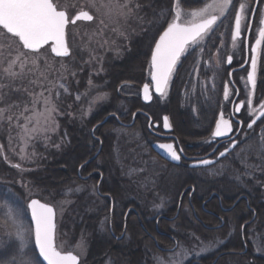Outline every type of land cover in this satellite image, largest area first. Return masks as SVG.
I'll use <instances>...</instances> for the list:
<instances>
[{
	"label": "rangeland",
	"instance_id": "1",
	"mask_svg": "<svg viewBox=\"0 0 264 264\" xmlns=\"http://www.w3.org/2000/svg\"><path fill=\"white\" fill-rule=\"evenodd\" d=\"M126 2L129 4L131 11L128 12L127 15H121L116 11L109 12L107 9L100 7L101 4L107 3V0H96L97 7L100 8L99 11L90 5L89 0H59V4L68 5L66 10L70 18L74 17L80 9L89 11L94 17L91 22L78 21L75 25L70 23L71 26H76L77 23L80 22L88 24L94 23L92 27L84 25H78L76 26L77 28L72 27L70 34V36L72 35V40L70 39V43L68 41V46L70 54L72 53L73 56L71 55L72 57L70 56L67 61L58 60V58L52 55L50 46H47L40 50L38 68L29 62L25 65L24 69H21L20 61H17L13 71L17 73L22 72L23 74L21 76L13 79L11 83L8 78L0 77V83L6 85L4 88L0 89V109L6 110L5 117L8 115L12 116L11 121H8L6 118L0 121V137H3L5 143V150L1 144L0 150L3 149L5 151V159L9 163L13 166L17 164L20 165L19 169H16V171L20 175L22 174L25 176L27 180V182L17 180L12 183L0 179V204L7 203L9 207L18 210L20 219L26 224L31 223L27 208L28 202L31 199L38 198L53 205L56 210V246L58 250H61L63 253L73 252L77 254L81 258V264L89 263L87 259H89L91 242L96 241L95 235L92 236V239L89 238L91 241L89 239H84L83 233L85 231V226L89 225L88 228H90L88 232H90V236L97 226L99 234L102 233V235L107 238L106 235L108 231L106 228L109 221L108 213H103L105 210L102 206V198L100 199L98 197L99 195H103L100 184L97 190L96 184L92 185L93 188H88L77 176V164H80L81 160L88 156L89 160L87 163H93V161L97 160L96 158L98 156L101 158L105 154L106 149L102 141L95 140V137L98 135V127L96 125L88 127L84 123L90 120L92 116H95L103 106L108 105L112 101L105 87L101 84L94 83L93 77H98L99 74L96 71H90L89 75L85 78L87 80L86 89L80 90V88H84V86L81 87V78L76 72L77 68H75V64L81 63V68L84 69H88L89 66L92 68L93 64H97L100 68L104 58L113 52L110 39L114 36H123L124 30L128 31V29H131L130 26L134 21L133 16L139 10V7H137L133 0H120L122 4ZM179 2L181 5L182 22L187 23L192 20L190 15L191 12L199 11L206 7L207 4H211L213 0H206L204 3L202 1L201 7L194 8H185L182 5V0H179ZM232 2L233 5L237 6L238 10V2L236 0H232ZM239 3L247 4L244 16L245 21L249 20L252 11L255 9L256 0L254 2L239 0ZM262 4H264V0H261V5ZM125 11H127V9ZM70 12L74 13L70 14ZM262 15L263 10L260 11L257 17L258 22L255 26V32L258 30ZM227 16H232V20L235 16V12L231 7L220 20L223 22ZM163 18V20L166 19V17ZM134 23L137 22L134 21ZM69 27L70 25L68 26L67 32ZM67 36L69 39V32ZM0 37H2V33H0ZM206 42L207 37L205 36L198 44L190 45L183 56L186 58L189 55H195L193 80L187 86L185 98L183 100L185 102L184 110L192 112L193 115L196 114L197 116L201 113V102L200 100L191 98H193L192 96L194 95L196 96L199 92H204L205 88H209V92L210 90L215 91L214 87L215 85L217 86V84H213L209 81L211 78L210 74L215 73V78H217L218 73L223 75L226 74L227 55H232L234 57L233 67L239 66L244 60V55L242 54V41L236 42L235 47H230L229 42L226 43L219 53L215 54V56H211L209 59L202 57L204 53L202 48L205 47ZM0 45H3L2 50H0V73L3 72L4 68L8 67V61L16 60L18 50L26 53L29 60H31L33 56L29 50L22 49L21 45L15 39L6 40L0 38ZM262 50L264 57V44ZM30 69L31 71H29ZM150 70L151 69H149V75ZM205 73H208V75L206 78L207 82L204 83L203 76ZM227 77V79L223 77V80L219 79L218 81L221 82V90H223L221 98H224V89L227 84L231 82L230 76L228 75ZM147 79H149V76ZM67 82H69L70 85L72 84L74 89L69 87ZM127 88L126 86L125 89L122 90V93L126 96L124 97L126 100L124 99L119 102L118 110H116L119 113L111 112L109 115L117 114L123 121L130 122L131 119L128 118H131L133 112L131 114L129 113V102L127 100L137 94L135 91L129 93ZM41 92H43V98L40 96ZM167 94L168 91L160 97V99L155 100L154 104L156 106L153 107L151 115H153V113L156 114L157 112L165 111L164 109L169 104L167 101ZM230 95L231 93L229 91L228 98ZM64 96H67V99L63 101ZM44 98L50 99L51 104L49 108L52 106L55 108V111L51 112L50 117L45 113ZM33 100L36 101L35 105L33 104ZM67 100L79 106L74 115V119L77 126H84V129L88 131V133L85 136L86 141L80 140L78 137H75L72 141L73 151H75L77 155L73 154L70 157V170L73 171L72 176L76 181L69 177V181H64V185L67 184L68 186L56 192L49 188L44 189L36 187L28 180L30 178L26 177V175L34 171L36 172L34 164H36V161L39 159L38 150L43 148L46 149L50 146L54 138L60 137L61 129L59 118H61L62 108L67 105ZM209 100H211V98ZM25 108H27L28 111H24ZM191 108L192 110L195 108V110L192 111ZM186 111H184V114L188 115ZM21 113H23V115H21ZM25 117H31L32 119L28 121ZM181 119L185 120L182 117ZM117 121L120 123L122 122L118 118ZM185 121L189 122V126L192 121V126L194 124V120ZM112 122L113 124L111 125ZM112 122H108L110 123L108 128H103L110 134L112 149L116 148V152L111 154L113 157L111 162L113 166L118 168L120 176L125 173V177L131 176L134 180L144 182V185L152 187L159 186L160 181L157 179L159 170H157L154 165V159H148L149 153L148 150L145 149L147 146L143 142L144 140L146 141V137L149 139L150 135L144 130L141 131V128L138 126L139 124L136 125V128H129L132 121L129 125L123 122L121 123L124 126H129L126 128L123 127V125L120 126L116 124L114 119ZM185 123L187 124V122ZM140 124L142 125V123ZM103 128H100L99 131V136L101 138H104ZM34 129L35 131H33ZM85 143L88 144L85 145ZM108 143L109 141H107V144ZM262 146H264V136L257 139H250L249 144L246 143L243 148L238 150L232 159L233 162H235V171H238L237 173L239 174V176L236 175L233 177L238 184L237 186L239 188H244L241 180L254 184L249 189L257 195L260 193V189L264 190V147ZM59 147L60 146L55 147V150H58ZM131 149L140 157V162L130 163L128 154L132 153ZM61 167L66 168V166ZM62 175L70 176L69 173ZM108 176L109 178L119 177L117 171L109 172ZM244 181L243 183L246 185ZM77 183L80 184L77 185ZM157 188L159 189V187ZM146 189H149V187ZM145 194L150 197L152 192L147 191ZM83 207V212L80 213L79 209ZM4 212L5 209L0 208V246L3 248L6 243H9L8 245L19 243L14 236L10 237L8 235L11 229H6L4 227ZM77 216L79 220L73 219V217L77 218ZM76 228L77 233H79L77 239L74 238ZM238 230V225L231 226L224 232L222 231V235H226L227 238L232 232L238 234ZM248 241L249 252L252 250L253 254H264V224L261 230H259L258 226L256 228L255 223L248 227ZM223 243L224 241L218 239V237L214 240H199L198 238H193L191 241L190 238L184 239L179 243L177 248L176 246L174 247V251L168 253L155 250L151 253L146 252L147 254L146 257H144L143 264H160L161 261H163V264H189L193 260H200L202 258L208 259L206 257L211 254L219 253L222 250L224 251L225 246ZM245 252H247V250ZM218 262L222 264H225V262L226 264H240L238 258L233 260V258L229 259L226 256L221 257ZM218 262L215 261L216 264ZM92 264H116V262L108 257L103 262ZM123 264L128 263L125 262Z\"/></svg>",
	"mask_w": 264,
	"mask_h": 264
},
{
	"label": "flooded vegetation",
	"instance_id": "2",
	"mask_svg": "<svg viewBox=\"0 0 264 264\" xmlns=\"http://www.w3.org/2000/svg\"><path fill=\"white\" fill-rule=\"evenodd\" d=\"M261 10H263L264 15V4L261 5V0H258L255 15H253V10L250 19L247 21L244 19L241 36L236 41L232 40L235 30L233 18L229 44L230 47H234L233 45L236 42L242 41L244 60L239 66L233 67L234 57L227 55L232 57L231 64L227 63L226 57L228 75L232 70L238 69L233 73V83L229 82L224 89V91H230L231 95L227 99L200 100L201 113L198 116L196 114L181 116L185 120H194L193 126V121L189 126V122L182 120L181 117H179L178 122H175L171 114H162L160 120H154L151 115L152 109L156 106L154 104L155 100L160 99V97H155L152 103L145 104L140 97V93V104H137L139 107L133 111L131 118H128L131 119V122L134 115H137L133 125L130 127L124 126L121 124L122 122L127 125L130 122L123 121L117 114H112L104 118L110 116L106 123L98 126V137L96 136L95 140L102 141L103 144L104 138L109 141L105 146V154L101 158L98 156L93 163H87L88 156L81 160L80 164H77V176L88 187L93 188L92 185L96 184V190L100 184L103 195L97 196L100 199L102 198V206L105 210L103 213H108L109 217L108 234L106 235L109 243L106 246L107 248L112 250H144L150 253L155 250L168 253L174 251V247L177 248L184 239L190 238L191 241L193 238L214 240L218 237V239L224 241V251L211 254L206 257L208 259L193 260L189 264L195 262V264H214L215 261L218 262L221 257L229 253L241 256L248 254V227L258 217V212L252 207L251 203L257 201L258 195L249 189L254 184L241 180L244 188L237 186L238 184L233 177L239 176V174L238 171H235V162L232 159L238 150L243 148L246 143L249 144L250 139L264 136V122H262L264 118L257 119L252 128L248 127L250 120L255 118L251 115L250 110L259 108V105L264 103V83L259 82L260 69L264 60L262 50L264 41L257 63L254 89L248 80L253 56L252 46L259 38V32L262 28L263 15L258 30L255 32V26L258 22L257 17ZM221 22V20H218L210 33L215 31ZM210 33L206 35L207 38ZM246 62L247 66L239 69ZM171 81L172 77L170 83ZM147 82L150 83V80L147 79L144 83ZM249 100H251V105L248 103ZM127 101L130 107L134 99ZM167 101L168 103L173 102L169 99ZM241 102L245 106L239 112L235 111ZM184 103L183 100L182 104ZM221 112H223L225 119L231 121L232 132L216 137L214 132ZM207 113H210V115H207ZM149 117L153 120L151 128L149 127ZM164 117H167L168 123L171 125L169 131L163 126ZM117 118L122 122L117 121ZM141 118L148 119L146 133L150 136L148 135L149 139L146 137V141L143 142L147 146L145 149L149 153L148 159L153 158L154 165L159 170L157 174V179L160 181V185L157 186L159 189L144 185V182L134 180L131 176L125 177V173L120 176L118 168L113 166L111 162L113 160L111 154L116 152V148L112 149L110 134L103 127L108 128L110 126L108 122H112L114 119L115 123L120 126L136 128V122L140 121ZM103 120L95 125H99ZM241 121L243 122L242 125ZM138 126L141 131H145L144 124L139 123ZM100 128L104 129V138L99 136ZM233 142H235V146H233ZM155 144H173L180 155V160H172L166 151L160 148L165 154V156H161L154 150L153 146ZM230 149L232 150L230 151ZM131 151L132 153L128 154L130 163L140 162L137 153H134L133 149ZM221 152H225V155L221 156ZM73 154H76L75 151ZM203 161H210V163L199 167L192 166L196 162ZM113 171H117L118 178H109L108 173ZM71 179L76 181L73 176H71ZM147 187L149 189H146ZM147 191L152 192L150 197L146 196L145 192ZM237 225L239 227L238 234L232 232L227 238L226 235H222V231L224 232L227 228ZM246 250L247 252H245ZM143 261L144 259L142 261L137 260L138 264H143Z\"/></svg>",
	"mask_w": 264,
	"mask_h": 264
},
{
	"label": "snow or ice",
	"instance_id": "3",
	"mask_svg": "<svg viewBox=\"0 0 264 264\" xmlns=\"http://www.w3.org/2000/svg\"><path fill=\"white\" fill-rule=\"evenodd\" d=\"M89 3L97 11L100 10L97 7L96 0H89ZM67 7V4H59V0H0V33H2L0 38L6 40L15 39L22 49H27L33 54L31 60H29L26 53L18 50L16 60L8 61V67L3 69L0 77L8 78L11 83L13 79L21 76L22 72L13 71L17 61H20L21 69H24L29 62L38 68L40 50L46 45L50 46L51 53L58 57L70 56V49L66 39V30L69 24L75 25L77 21L81 20L92 21L94 17L89 11L80 9L74 17L70 18L66 10ZM100 7L107 9L109 12L116 11L121 15H127L131 11L129 4L127 2L122 4L120 0H107V3L101 4ZM174 7V17L167 24L163 34L159 35L151 56V80L154 82L155 92L160 95H164L169 79L176 69L180 57L187 51L189 45L198 44L203 39L204 34L221 17L225 16L230 7L235 12V32L232 35V40L236 41L241 36V27L245 19L244 13L247 4L239 3L238 0L237 11V6L233 5L232 0H213L211 4H207L206 7L199 11L191 12L192 20L187 23L182 22L179 0H175ZM126 9L127 11H125ZM261 23H264V20ZM262 41H264V28L260 30L259 39L256 40L257 48L260 47ZM233 46L235 47V44ZM2 48L3 45H0V50ZM227 63H232L231 56H227ZM251 69L248 80L251 81L254 89L257 69V60L255 58L251 60ZM5 86L0 83V89ZM143 93L145 100H151L149 84H144ZM40 96L43 98V92L40 93ZM224 98H228L227 90L224 91ZM35 103L36 101L33 100L34 105ZM44 103L45 113L50 117L51 112L55 111V108L54 106L49 108L51 104L49 98H44ZM248 103L251 105V100ZM244 106L243 102H241L235 111L239 112ZM5 111V109H0V121L5 118L11 121L12 116L8 115L5 117ZM24 111H28V109L25 108ZM250 111L251 115L255 117L248 124V127L252 128L256 124L257 119L264 118V103H261L259 108H252ZM25 119L30 121L32 118L25 117ZM240 123L241 125L243 124L242 121ZM163 126L165 129L171 127L167 117L164 118ZM231 132V121L225 119L223 112H221L214 136L220 137ZM233 146H235V142H233ZM159 147L165 150L172 160H180V155L173 144H161ZM180 151L182 152V149ZM220 155L224 156L225 152H221ZM202 163L208 164L210 161H203ZM15 167L19 168L20 165L17 164ZM0 208L5 209L4 227L11 229L8 235L10 237L14 236L19 242L18 244H10L7 249L0 246V264H42L41 257L47 264H79L77 255L71 252L65 254L58 250L55 244V211L49 204L42 203L39 199H31L30 203H28L27 208L31 211V221L34 222V228L31 223H24L20 219L19 211L9 207L7 203L0 204ZM37 249L38 252L36 251ZM160 264H163V261Z\"/></svg>",
	"mask_w": 264,
	"mask_h": 264
},
{
	"label": "trees",
	"instance_id": "4",
	"mask_svg": "<svg viewBox=\"0 0 264 264\" xmlns=\"http://www.w3.org/2000/svg\"><path fill=\"white\" fill-rule=\"evenodd\" d=\"M136 5H138L139 10L133 16V20L137 23L132 22L130 26L131 29L128 31L124 30L123 36H114L110 39L112 53L108 54L104 60L100 68L97 64H93L92 68L89 66L87 68H81V63H76L75 68L78 76L81 78V87L82 89H86L87 80L85 79L91 70L98 72V77H93L94 83L101 84L105 87L107 93H109L111 98V103L106 106H103L102 109L92 116L90 120H88L86 124L89 126H94L97 122L103 120L107 115L111 112H118V104L119 102L126 97L122 90L127 86L128 92L135 91L136 96L128 99H134V102L130 105L131 114L134 110H136L139 106V89L141 85L147 81L149 76L150 69V58L152 49L155 45V42L159 35L163 32V30L167 27V24L171 22V19L174 17L175 12V0H133ZM206 0H182V5L185 8H194L201 7ZM238 2V0H236ZM253 1L254 0H249ZM74 12H70L73 14ZM140 13V14H139ZM139 14V15H138ZM166 17L165 20H163ZM78 25L84 26H93L94 23H85L80 22ZM69 27V43L70 39L72 40V27ZM77 28V27H76ZM232 29V16H227L223 22H221L220 26L213 31L210 36L207 38V42L205 47L202 48L204 53L202 57L209 59L211 56H215V54L219 53L221 48L225 46L226 43L230 40V34ZM67 32V35H68ZM68 38V36H67ZM223 45V46H222ZM73 56L71 53L70 56ZM59 58L61 60L67 61L69 58ZM71 56V57H72ZM184 58V57H183ZM180 61L178 65L172 81L170 83V88L168 89L167 97L169 100L173 101L169 103L168 106L164 109L165 111L153 113L154 120H160L162 114H171L174 118L175 122H178L179 117L184 116V108L185 105L182 104L183 99L185 98V91L187 86L193 80V68L195 64V55H189ZM58 59V60H59ZM205 60V59H204ZM226 74H219L218 79L215 78V73H211L210 82L215 85V91H208L205 88L204 92H199L196 96H192L191 99L196 100H208V99H220L223 95V90L221 87V82H218L219 79L223 80V77L227 79L228 73L226 68ZM223 73V71H222ZM208 73H205L203 76V82H207ZM259 82L264 83V60L262 62V66L260 69ZM69 87L74 89L72 84L70 85L67 82ZM134 89V90H133ZM261 90V89H260ZM260 93L262 91H259ZM67 99V96H64L63 101ZM196 105V104H195ZM65 106V105H63ZM79 106L70 103L67 100V105L61 110V118H59L61 134L60 137L54 138V140L50 143V146L46 149H39L38 156L39 159L34 164L33 173L27 174L26 177H29L30 182L33 183L38 188L44 189H52L57 192V190L65 189L67 184L64 185V181H69V177L72 176L73 171L71 169L70 157L73 155V145L72 141L75 137L78 139L86 141L85 136L88 131L84 129V126L78 127L77 123L74 119V115ZM161 108V107H159ZM180 109V111H178ZM192 110V108H191ZM195 110V108H193ZM192 110V111H193ZM187 112V111H186ZM196 112V111H194ZM119 113V112H118ZM188 115H191L192 112H187ZM210 115V113H207ZM142 123L145 125V131L147 132L146 126L148 123L147 118H141V120L136 122V125ZM104 145H107L105 139H103ZM0 144L5 150V143L3 137H0ZM88 143H85L87 145ZM60 146L58 150H55V147ZM3 149L0 150V179L6 180L9 182H16L17 180H22L27 182L25 176L20 175L16 169H19L13 166L5 159V151ZM84 152V151H83ZM77 155V153H76ZM15 165V164H14ZM74 165V164H73ZM66 166V168L61 167ZM69 173L70 176H63L62 174ZM80 183H77L79 185ZM82 185V184H81ZM90 188V187H88ZM68 189V188H67ZM260 189V188H259ZM262 192V195H261ZM80 201V199H79ZM252 207L257 210L258 217L255 220L256 228L259 227V230L262 229L264 224V190L260 189V193H258L257 201L251 203ZM83 208L79 209L80 213L83 212ZM73 219L79 220L73 217ZM97 219V218H96ZM100 220V218H99ZM97 221V220H96ZM253 223V224H254ZM85 225V224H84ZM89 225L85 226V231L83 233V237L85 240L89 238L92 239V236H96V241L91 242L89 259L87 261L88 264L103 262L106 258H111L114 260L116 264H123L127 262L128 264H138L137 260H143L146 257V252L144 250L134 251V250H112L107 248L109 245L108 240L102 233L99 234L97 226L96 229L93 230V233L90 236ZM108 227V226H107ZM108 231V228H106ZM77 228L74 234V238H78ZM98 234V235H97ZM89 239V240H90ZM91 241V240H90ZM9 244V243H8ZM7 243L4 245V249H7L9 246ZM264 247V244H263ZM227 249V248H226ZM225 250V248H224ZM231 250V249H227ZM227 258L231 259H239L240 264H264V254H253L252 250L248 252V254L241 256L236 255L234 253H229L226 255ZM236 257V258H235ZM6 260V258H5ZM82 263V261H81ZM218 262L217 264H219ZM43 264V263H42ZM222 264V263H220ZM226 264V262H225Z\"/></svg>",
	"mask_w": 264,
	"mask_h": 264
},
{
	"label": "water",
	"instance_id": "5",
	"mask_svg": "<svg viewBox=\"0 0 264 264\" xmlns=\"http://www.w3.org/2000/svg\"><path fill=\"white\" fill-rule=\"evenodd\" d=\"M257 7H258V0H256V4H255V9H254V14L253 15H255V13H256V11H257ZM263 20H264V15H263ZM81 21H83V20H81ZM78 22V21H77ZM89 22H91V21H89ZM218 22V21H217ZM215 25H213L212 26V28L214 27ZM211 28V29H212ZM262 28H264V23H262ZM261 28V29H262ZM210 29V30H211ZM166 30V29H165ZM209 30V31H210ZM67 31V30H66ZM208 31V32H209ZM207 32V33H208ZM234 32H235V30H234ZM206 33V34H207ZM162 34H163V32H162ZM161 34V35H162ZM205 35V34H204ZM66 39H67V36H66ZM158 39H159V37H158ZM158 39H157V41H158ZM259 39V38H258ZM156 41V42H157ZM67 42H68V40H67ZM262 43H263V41L261 42V45H260V47L259 48H257V46H256V42L253 44V46H252V59L253 58H255L256 60H257V63H258V59H259V56H260V52H261V48H262ZM45 47V46H44ZM154 47H155V45H154ZM154 47H153V50H152V53H153V51H154ZM55 57H58V56H56L54 53H52ZM151 56H152V54H151ZM68 57V56H67ZM182 57V56H181ZM181 57H180V59H181ZM58 58H62V57H58ZM179 62V61H178ZM178 64V63H177ZM177 66V65H176ZM245 66H247V62L241 67V68H239V69H243ZM150 67H151V60H150ZM237 69H234V70H232L231 72H230V80H231V82L233 83V73L236 71ZM251 71H252V69H251ZM251 71H250V73H251ZM151 72H152V68H151V71H150V83H144V84H149V88H150V94H151V100H145L144 99V93H143V86H144V84L141 86V88H140V97H141V99H142V101H143V103H145V104H150V103H152V101L154 100V98L155 97H161V96H163V95H160L159 93H156L155 92V85H154V82L151 80ZM256 72H257V69H256ZM249 73V74H250ZM249 76V75H248ZM172 77V76H171ZM171 77H170V79H171ZM170 79H169V82H170ZM249 83H250V85H251V81H249ZM168 85H169V83H168ZM168 87V86H167ZM251 87H252V85H251ZM167 90V88L165 89V91ZM165 91H164V94H165ZM135 116H136V114H135ZM135 116H134V118H133V121H132V123H131V125H133L134 124V121H135ZM109 117L110 116H108L106 119H104L99 125H97V127L98 126H100V125H102V124H104V123H106V121L109 119ZM165 118V117H164ZM164 118H163V120H164ZM149 119H150V122H149V127L151 126V123L153 122V120H152V118L151 117H149ZM155 126H157V124H155ZM96 127V128H97ZM151 128V127H150ZM166 130H170V128L169 129H166ZM154 150L157 152V153H159L161 156H165V154L162 152V150L160 149V147H159V145L158 144H155L154 146ZM232 149H230V151H231ZM204 165V163H202V162H196V163H194V164H192V166L193 167H199V166H203ZM33 199H38V198H33ZM40 200V199H39ZM31 201V200H30ZM30 201L28 202V203H30ZM42 203H46V202H44V201H42V200H40ZM48 204V203H47ZM51 207H53V205H51V204H49ZM53 209H54V211H55V218H54V222H55V224H56V210H55V208L53 207ZM28 211H29V215H30V220H31V211H30V209H28ZM31 223H32V226H33V228H34V222H32L31 221ZM55 244H56V229H55ZM37 252H38V249L36 250ZM66 253H68V252H65V254ZM72 254H74V255H77V254H75V253H73V252H71ZM78 256V255H77ZM79 257V256H78ZM40 260L42 261V263L43 264H47V262L46 261H43L42 260V257L40 258ZM81 263V258L79 257V264Z\"/></svg>",
	"mask_w": 264,
	"mask_h": 264
}]
</instances>
